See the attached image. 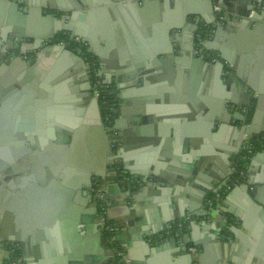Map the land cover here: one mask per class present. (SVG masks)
I'll return each mask as SVG.
<instances>
[{
	"label": "crops",
	"instance_id": "obj_1",
	"mask_svg": "<svg viewBox=\"0 0 264 264\" xmlns=\"http://www.w3.org/2000/svg\"><path fill=\"white\" fill-rule=\"evenodd\" d=\"M28 1L56 8H82L86 2ZM139 1L146 10L133 9L128 23L122 17L129 35L115 29L116 56L125 51L123 46H128L125 60L132 64L144 53L153 56L144 71L132 66L133 74L123 77L101 75L112 84L120 110L112 128L102 115L94 79L90 77L91 88L87 82L86 59L51 41L40 49L22 42L17 49L20 44L12 34L5 55L6 43L0 44V264H117L119 250L129 264H189L169 243L173 236L152 241L179 222L186 232L175 238L177 245H183L186 234L196 244V263L264 264V141H257L259 136L248 185L241 179L239 187H225L214 204L217 213L207 212V197L230 171L217 179L216 159L231 137L240 138V114L252 119V131L264 132V22H241L238 9L250 0H220L238 25L222 22L221 31L205 39L212 46L202 52L197 41L193 51L198 30L190 18L184 23L190 29L183 35L186 40L175 39L169 55L165 37L154 34V28L171 10L200 8L203 0ZM4 2L0 0L3 24ZM43 8L50 12L51 7ZM221 50L235 75L230 67L219 69ZM206 52L214 54L215 63L201 62ZM9 57L16 64L2 69ZM232 112L236 117L230 124L221 121L220 116L227 120ZM127 166L136 167L134 179L143 174L150 181L134 190L131 199L114 184L117 171ZM100 177L114 200L101 191ZM106 203L108 215L102 209ZM187 211L202 215L178 219ZM224 220L230 228L222 234ZM106 221L115 226L111 240ZM9 243L15 247L10 260Z\"/></svg>",
	"mask_w": 264,
	"mask_h": 264
},
{
	"label": "water",
	"instance_id": "obj_2",
	"mask_svg": "<svg viewBox=\"0 0 264 264\" xmlns=\"http://www.w3.org/2000/svg\"><path fill=\"white\" fill-rule=\"evenodd\" d=\"M84 7L82 8H56L57 6H53L51 3H43L40 7L41 3L32 2L28 0H5L4 3H1V6L6 9V17L7 20L3 24V22H0V44L3 45L6 43V47L3 48V54L7 53L8 48L12 47L11 44L13 42L12 38L9 37L11 34L16 37V42L20 44L17 45V49L20 48L22 42L28 43H34L35 49H40V47L43 45V43L46 42H56V46L58 49L64 51L67 50L73 54V56L78 57L79 59L85 61L84 57V49L86 48V52L91 53L92 56L96 57L97 63L99 65V74L105 75L106 77H110L111 73L114 72V74L118 77H123L128 74H133V71L135 68L132 69V66H137L139 71H144L146 68V60H152V55L148 54H142V60L136 62V64H132L131 62L125 60L126 55H128V46H123L125 51H122L120 54V58H118L116 55V44H118V39L114 38L115 34L116 37L118 36V33L115 31V29H118L120 34H124L126 32L127 35H129V32L125 28V24L123 22V16L125 17L126 23L131 21L129 14H134L133 9L137 8H143V11L146 10L144 8V3H140L139 0H85ZM248 3H242V6L238 9V13H240L242 16V23L245 24L248 21L250 22L251 18L252 20L264 22V0H250ZM204 6L200 8H192L190 6H186L181 13L175 12L179 10H171L167 14V18L163 21L162 25H159V28H154V34L157 33V35H160L161 37H165L167 47L169 48V55L172 54L173 50V43L175 39L178 40H186V38L183 35L188 34L190 29H187L188 25L184 26V23L187 24L188 19L194 20V23L196 24V30H199L200 25L203 24L202 20H204L205 24L212 25L215 20V12H214V6L218 5L222 8L225 7V5H222V2L220 0H203ZM22 4V5H21ZM51 4V5H47ZM208 4V5H206ZM43 6H49L51 7L50 12L47 14L44 12ZM178 7V6H177ZM173 8V7H172ZM59 10V11H58ZM258 10V11H257ZM62 11L63 13L60 14L58 17V14ZM209 13L212 15H209ZM252 15V16H251ZM226 23L230 24H236L238 22L232 21L231 17L227 18L225 20ZM120 25L125 29H121ZM217 25L219 26L217 30L215 31L212 29L210 35L217 34L219 31H221L222 25L221 22H217ZM260 25V23H258ZM257 25V26H258ZM183 28L182 33L179 32ZM62 31L69 33V37H79L81 40L79 49H71L72 45H63L59 43V39L57 38V35L61 33ZM159 36V37H160ZM200 35H193L192 42L195 46H193V51L196 50L197 41L200 39ZM205 46L211 47L210 41L204 42ZM9 45V46H8ZM85 46V47H84ZM87 46V47H86ZM122 48V47H121ZM122 48V49H123ZM11 49V48H10ZM221 52V53H220ZM218 52V61L216 62L218 64L219 69L222 71L226 70V67H230L232 70L234 69L233 65L231 64L232 61L229 57H227L224 54V50H221ZM145 55V56H144ZM19 60L25 62L26 60L19 56ZM24 59V60H23ZM4 60V57L1 56L0 52V62ZM202 63L205 62H213L211 60V54H208L207 56L201 55L200 58ZM228 61V62H227ZM16 60L12 59V57H9L8 60H6L3 63L2 69L5 67H8L10 65H15ZM88 66L91 67L90 63H88ZM109 69V72H108ZM148 69V68H146ZM105 70V71H103ZM1 71V70H0ZM233 75H235L236 70H233ZM87 82H89V87L91 88L90 83V74L87 75ZM111 82V81H110ZM73 85V83L71 84ZM115 95V93H114ZM120 113L119 109L114 110V114L118 115ZM240 114V113H239ZM241 117H239L241 120L240 126H237L236 129L240 132V138L237 136H233L230 138L229 142L226 146L220 151V153L217 156L216 163H217V171L219 172L216 174V178L220 179L222 174L228 171L226 177H222L223 179L220 181L221 187L219 189H213L212 195H214V198L210 199V195L207 197V203L210 204L211 207L207 209V212L209 210L208 214H214L217 213V209L214 207L215 203H218L220 199L223 198L221 196V191L224 190L225 187L229 188L231 176L235 173V170L237 169V166L239 168L241 164V155L243 153V138L244 135L247 134L248 138L252 140L253 138H257L258 136L264 134V132L257 133L255 131H252L250 129V123L251 118L246 117L244 114H240ZM236 115L232 112L230 114V119L228 118L223 119V117L220 116L221 121H224L228 124L231 123L232 119L235 118ZM219 118V119H220ZM226 124V125H228ZM258 134V135H257ZM258 157L254 154L252 158L248 161L247 164V171L245 173L246 180L245 183L248 185L247 177H248V168L252 166ZM134 168L132 166H127L125 169L121 172L117 171L116 177L114 179V184L117 186L118 191L121 193L123 192L126 194L128 199H131L133 196V191L138 190L140 188H143L146 185H149L148 179H144L143 174L140 175V179H134L136 178L134 175H138L139 173L137 171H134ZM60 174V173H59ZM237 174H240V172H237ZM104 174L98 173L97 176H103ZM64 174H60V178H63ZM99 178V184L101 185V191L104 194H107L111 199L114 200V197L107 192L106 188V181L102 178ZM95 179V178H94ZM156 182H161V179H152ZM95 181V180H94ZM247 181V182H246ZM241 183L238 182V186H240ZM93 186H97V181L94 182ZM257 191L259 189H256L252 191V194H257ZM207 194V193H206ZM97 198V197H96ZM107 204V203H106ZM216 205V204H215ZM206 212V214H207ZM220 213V212H219ZM218 213V214H219ZM205 214V215H206ZM196 215H202L198 214L197 212L191 211L186 212L184 215L179 216L178 219L182 218H194ZM176 221V220H175ZM174 221V222H175ZM225 222L222 223V228L220 229V233L224 234V229L227 230L230 228L229 220H224ZM183 230V229H182ZM159 231V230H157ZM218 232V233H219ZM217 234L218 238L221 240L224 239V235ZM170 244H175V248H177L178 252L183 253L181 255V258L183 260H187L189 264H200L196 263L194 261L193 254L195 252H189L190 247H195L196 244L191 243L189 241L188 236L185 234V240L183 245L178 246L177 241L175 238L169 241ZM0 247H2V243L0 242ZM6 248H8V257L7 259H11V257L14 256L15 247L13 246V243H9L5 245ZM2 249V248H1ZM117 264H123L119 259L116 260Z\"/></svg>",
	"mask_w": 264,
	"mask_h": 264
},
{
	"label": "built area",
	"instance_id": "obj_3",
	"mask_svg": "<svg viewBox=\"0 0 264 264\" xmlns=\"http://www.w3.org/2000/svg\"><path fill=\"white\" fill-rule=\"evenodd\" d=\"M214 12H215V20H214V22L212 24L213 27L217 24V22H221L222 23L227 18H230V15L228 13H226L222 9V7H220L218 5L214 6ZM204 41H205L204 38H200L198 40V48L200 50H202V52H204L205 49H206ZM59 43L63 44V45H69V44L79 45L81 43V40H80L79 37H73V38L70 37L67 41L66 40H61V41H59ZM93 65H95V64H93ZM92 76H93V79H94V83L96 85L95 95H96V97L98 99H100L101 98V92H100L99 88L101 87V88L109 89L111 87V84L106 82V81H103L101 79V76L99 74V69H98L97 66L96 67L94 66L92 68ZM105 121H106V123H107L109 128L113 127L114 119H111L110 115H107L105 117ZM244 136H245V139L248 137L247 134H245ZM257 141H264V134L260 135ZM255 144H256V142H248L247 143L246 141L243 143V146H242L243 154L241 155V164L239 166L240 169L238 170V171H240V176L245 174L244 167L248 164V161L252 158V155L254 154ZM239 181H240V179H235V178L231 179L230 186H231V184L238 183ZM102 209L104 210L103 211L104 214L108 215L107 208L106 207H102ZM104 224H105L104 227H106V229H109L112 233L115 231V226L113 224L112 225L109 224L108 221H106ZM183 227H184V223L183 222H179V223H176L175 225H171L168 228H166L163 232H161L159 234H156L152 238V241L163 240L165 238L172 237V236L174 238L182 239V233L180 232V230H182ZM189 250L191 252H196V248L195 247H190ZM117 257H119V260L121 262H123L125 264H129L128 259H126L125 255L122 253L121 250L118 251ZM18 264H21V263H18Z\"/></svg>",
	"mask_w": 264,
	"mask_h": 264
},
{
	"label": "trees",
	"instance_id": "obj_4",
	"mask_svg": "<svg viewBox=\"0 0 264 264\" xmlns=\"http://www.w3.org/2000/svg\"><path fill=\"white\" fill-rule=\"evenodd\" d=\"M212 29H213L212 25H207V24L203 23L200 25V28H199L197 34L200 35L201 38L206 39V38H209ZM57 38L59 39V41H61V40L67 41L70 37H69V33L62 31L61 33H59L57 35ZM71 45L73 47L75 44H71ZM84 57L90 63H93L96 60V57L92 56L91 53L86 52L85 49H84ZM96 66L99 68L98 64H96ZM110 89L111 88H109V89H105V88H101V87L99 88V90L101 92V98L99 99V101H100L99 105L102 109V114L104 116V119L107 115H110L111 119H114L116 117L113 109L115 106H117V97L114 95L113 92L110 91ZM224 192H225V189H224V191L222 190L221 196H223L225 194ZM209 197H210V199H212V198H214V195L211 194ZM101 203H105V201L102 200L99 202L100 207H101ZM106 205L107 204H104L103 207H105ZM108 223L112 225L111 221H109ZM105 232H106L107 239L111 240L112 232L109 229H106ZM184 232H186L185 228L181 231V233L184 234ZM111 245L117 246L116 243H113V242L111 243ZM117 248H119V247H117ZM123 264H125V263H123Z\"/></svg>",
	"mask_w": 264,
	"mask_h": 264
},
{
	"label": "flooded vegetation",
	"instance_id": "obj_5",
	"mask_svg": "<svg viewBox=\"0 0 264 264\" xmlns=\"http://www.w3.org/2000/svg\"><path fill=\"white\" fill-rule=\"evenodd\" d=\"M49 12V11H48ZM207 39V38H206ZM85 47V46H84ZM208 54V52H206V54L205 55H207ZM214 55V54H213ZM212 54H211V57L213 56ZM86 59V58H85ZM87 60V59H86ZM90 63V62H89ZM93 64H95V65H93ZM96 64H98L97 63V59L95 60V62H93V63H90V65H91V67H90V70H89V74H90V77H92L93 78V76H92V68L94 67V66H96ZM101 76V75H100ZM103 80V79H102ZM111 84V83H110ZM111 89H110V91L111 92H113L114 90H113V87H112V84H111V87H110ZM98 101H99V99H98ZM100 102V101H99ZM100 106V105H99ZM100 109H101V107H100ZM115 109H118L117 108V106H115L114 107V109H113V111L115 110ZM101 111H102V109H101ZM103 115V114H102ZM114 121H115V118H114ZM240 124H241V122H240ZM255 138H253L252 140H250L248 137L245 139V136H244V138H243V143L246 141L247 143L248 142H255V140H254ZM256 149H257V145L255 144V149H254V154H255V152H256ZM243 154V153H242ZM253 154V155H254ZM252 155V156H253ZM240 168H238V166H237V169L235 170V173L231 176V179H246V175L244 174V175H242V176H240V174H237V172H240V171H238ZM246 171H247V165L244 167V172L246 173ZM230 188V187H229Z\"/></svg>",
	"mask_w": 264,
	"mask_h": 264
},
{
	"label": "rangeland",
	"instance_id": "obj_6",
	"mask_svg": "<svg viewBox=\"0 0 264 264\" xmlns=\"http://www.w3.org/2000/svg\"><path fill=\"white\" fill-rule=\"evenodd\" d=\"M74 46H76V45H74ZM79 47H80V45H79Z\"/></svg>",
	"mask_w": 264,
	"mask_h": 264
}]
</instances>
